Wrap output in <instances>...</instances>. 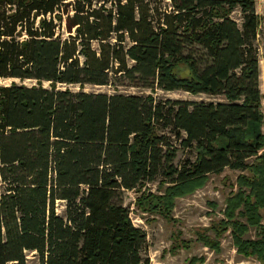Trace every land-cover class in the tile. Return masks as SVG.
Listing matches in <instances>:
<instances>
[{"label":"trees","instance_id":"16d2710c","mask_svg":"<svg viewBox=\"0 0 264 264\" xmlns=\"http://www.w3.org/2000/svg\"><path fill=\"white\" fill-rule=\"evenodd\" d=\"M256 4L0 0V80H11L0 81V264H27V252L41 264H151L123 193L163 177L166 193H143L137 203L171 218L174 197L227 167L251 170L239 177L251 190L230 199V221L216 233L231 225L238 250L264 258V0L262 14ZM124 82L224 99L84 90ZM167 128L180 147L196 149L195 159L174 164L179 147L160 132ZM242 204L261 228L257 240L243 239L247 226L231 220Z\"/></svg>","mask_w":264,"mask_h":264},{"label":"rangeland","instance_id":"374dc122","mask_svg":"<svg viewBox=\"0 0 264 264\" xmlns=\"http://www.w3.org/2000/svg\"><path fill=\"white\" fill-rule=\"evenodd\" d=\"M257 11L262 14V0H257ZM233 17L240 19L239 12L236 11ZM258 45L260 48L261 61L264 63V38L259 36ZM262 64V63H261ZM2 83H11V80H0ZM18 83H25L28 86L36 85L37 82L28 80ZM46 88H50L49 82H44ZM60 89L71 88L79 91V85H59ZM87 92L153 95L157 101L166 100H188L201 101L203 99H224V97H210L203 94H192L183 90L166 91L160 88L151 89L141 86H132L128 82L120 84L91 85L84 86ZM262 110L264 112V95ZM264 131V124L262 126ZM161 133L170 135L174 144L179 147L174 164L180 166L186 158L195 159L196 149L179 146V141L169 128L162 129ZM255 158H250L248 162L253 163ZM251 170H239L225 168L221 173H210L201 186L193 192L173 199L171 218H167L163 213L144 211L138 205V198L143 194L154 193L164 195L170 182L162 184L163 177L147 182L138 189L126 190L123 193V204L130 209V216L134 224L147 234L146 255L150 258L151 264H264V258L257 255L245 256L238 250L234 241V229L230 225L227 230L220 235L216 233L214 226L222 221H230L227 215L230 199L240 191L245 195L250 194V188L241 185L240 176L252 177ZM58 212L62 213L64 203L57 202ZM240 213H243L242 215ZM260 225L264 226V207L259 210ZM236 218L247 226V230L241 235L243 239L257 240L261 237V228L249 224L246 216V208L242 204L235 210ZM207 237L218 243L214 248L205 243ZM27 264H41L36 252H27Z\"/></svg>","mask_w":264,"mask_h":264},{"label":"bare ground","instance_id":"6f19581e","mask_svg":"<svg viewBox=\"0 0 264 264\" xmlns=\"http://www.w3.org/2000/svg\"><path fill=\"white\" fill-rule=\"evenodd\" d=\"M261 76H260V79H261V91L264 95V63L261 61Z\"/></svg>","mask_w":264,"mask_h":264},{"label":"crops","instance_id":"0c3cea01","mask_svg":"<svg viewBox=\"0 0 264 264\" xmlns=\"http://www.w3.org/2000/svg\"><path fill=\"white\" fill-rule=\"evenodd\" d=\"M257 10V9H256ZM258 12V11H257ZM201 94H203V95H206V96H210V95H208V94H205V93H201ZM263 94V93H262ZM210 97H214V96H210ZM208 100H212V101H222L223 99H217V98H212V99H209V98H205V99H203V101H208ZM262 104H263V101H262Z\"/></svg>","mask_w":264,"mask_h":264}]
</instances>
